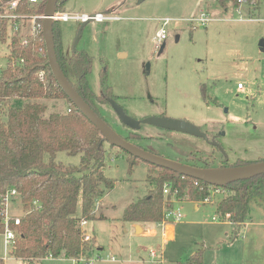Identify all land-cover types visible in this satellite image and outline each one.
Listing matches in <instances>:
<instances>
[{
    "label": "rangeland",
    "instance_id": "1",
    "mask_svg": "<svg viewBox=\"0 0 264 264\" xmlns=\"http://www.w3.org/2000/svg\"><path fill=\"white\" fill-rule=\"evenodd\" d=\"M101 3L112 6L98 8ZM250 9L236 1L222 8L215 0H64L57 12L110 13L117 18L87 23L75 45L76 52L92 58L86 81L95 95L103 88L99 78L103 70L111 99L127 116L186 121L208 140H215L220 149L201 138L152 125L142 124L138 131H131L118 121L106 100L94 101L99 115L118 135L125 138L136 133L135 144L164 158L189 161L196 167L207 163L230 167L238 162L264 161V51L260 50L264 22L248 20L264 18V0ZM202 14L211 19L205 27L189 21ZM163 19L170 20L167 37L156 49L154 37ZM55 22L62 50L70 55L81 22ZM9 32L10 28L5 42L0 41V72L6 67ZM47 104L50 112L68 107L61 98ZM102 148L104 175L114 181V187L96 202L93 218L84 227L92 238L88 248L96 244L94 252L102 257L97 264H185L198 250L201 264H264V178L258 180L260 197L252 200L249 219L238 237L233 236L228 220L216 213V203L226 195L224 190L209 203L197 202L196 210L191 201L173 205L182 218L173 222V238L168 240L156 224L147 225L138 234L131 223L122 220L125 208L155 187L147 178L156 177L158 171L136 158L131 166L133 158L106 142ZM56 160L78 166L80 156L58 153ZM8 213L21 215L17 198L10 200ZM6 251L0 235V264H32ZM36 264L72 262L60 256Z\"/></svg>",
    "mask_w": 264,
    "mask_h": 264
},
{
    "label": "trees",
    "instance_id": "2",
    "mask_svg": "<svg viewBox=\"0 0 264 264\" xmlns=\"http://www.w3.org/2000/svg\"><path fill=\"white\" fill-rule=\"evenodd\" d=\"M9 1L0 0L1 42H5L7 36V21L2 16L7 12ZM16 1V15L25 18L24 32L21 35L9 32L6 67L0 72V201L8 190L15 189L21 208L19 234L8 254L32 264L60 256L78 258L88 250V243L82 242L81 221L93 218L96 202L113 189L114 181L104 175L102 136L71 104L54 80L47 63L42 32L34 37L29 33L30 24L25 21L43 15L46 0H37L35 4L28 0ZM215 1L226 8L227 2L236 0ZM63 2L58 1L57 10ZM53 37L62 71L77 93L99 115L94 101L104 103L112 98L109 87L105 86L104 71L99 73L103 86L101 94L95 95L86 81L92 58L84 52L75 51L70 55L63 52L57 22L53 24ZM23 39L28 41L27 46L22 44ZM20 59L23 63L15 67L10 65L11 60ZM41 70L45 71L43 81L38 77ZM60 98L67 101V109L48 111L47 102ZM137 138L136 133L125 137L133 144ZM58 153L80 156L79 165L63 164L56 160ZM127 155L129 159L133 158ZM130 161L132 166L135 159ZM239 165L244 163L238 162L234 166ZM151 167L158 175H150L147 181L153 182L155 187L125 208L124 222L162 223L164 211L172 207L171 195L165 197L163 194L164 184L171 186V194L175 192L179 202L203 203L210 195L209 189L214 188L170 170ZM261 178L264 175L222 188L226 195L216 203V213L229 221L234 237L241 234L249 219L252 200L260 197L257 184ZM33 202L37 206H33ZM2 229L0 216V232ZM185 264H201L200 250Z\"/></svg>",
    "mask_w": 264,
    "mask_h": 264
},
{
    "label": "water",
    "instance_id": "3",
    "mask_svg": "<svg viewBox=\"0 0 264 264\" xmlns=\"http://www.w3.org/2000/svg\"><path fill=\"white\" fill-rule=\"evenodd\" d=\"M58 1L59 0H46L43 12L42 35L48 67L59 88L71 104L74 105V107L98 130L102 136L103 142H106L109 146L118 148L133 158L143 161L149 165L167 169L181 176L199 180L215 187L224 188L235 182L250 180L264 175V161L230 167H196L146 151L118 135L77 93L59 65L53 37V24L55 22L53 17L57 13ZM142 1L144 0H138L139 3ZM91 21L92 20H88L81 23L73 46V53L75 52V45L80 36L82 27ZM260 50L264 51L263 42L260 43ZM107 102L116 114L118 121L131 131H138L142 124H147L168 131L185 133L201 138L206 142L208 141L205 133L201 132L197 126L186 121L162 117H147L142 120H135L127 116L124 110L118 106L114 100L108 99ZM214 145L220 149L218 144L215 143ZM221 152L223 153L222 150Z\"/></svg>",
    "mask_w": 264,
    "mask_h": 264
},
{
    "label": "built area",
    "instance_id": "4",
    "mask_svg": "<svg viewBox=\"0 0 264 264\" xmlns=\"http://www.w3.org/2000/svg\"><path fill=\"white\" fill-rule=\"evenodd\" d=\"M261 0H236V2L238 3L239 6H246V7H254L255 5H257ZM29 3L31 4H35L37 3V0H28ZM17 9V1L16 0H11L7 3L6 5V14L4 16H2L6 21H7V27L10 28V33L12 35H21L24 32V28H23V21L25 20L24 17H19L18 15H16L15 10ZM42 19H43V15L40 16H32L30 18H28L26 22V24H30V29H29V33L34 37L37 33L42 32ZM53 19L55 21H61V22H68L70 20L76 21V22H86L88 20H92L93 22H104V21H108V20H114L115 18L108 15V14H94V15H79V14H65L64 12H57L56 15L53 17ZM210 18L207 14H202L198 19H193V20H189L190 22H195L197 24H199L202 27H205L207 25V23L210 22ZM253 21H263L264 22V18L262 19H252ZM161 25L159 30L156 32L155 34V48L156 49H160L162 43L164 40H166V27L168 26L170 20L168 19H163L161 20ZM22 44L24 46L28 45V41L23 39L22 40ZM23 63V60L20 59L19 61L16 60H11L10 65L12 67H15L17 64H21ZM44 71L41 70L38 73V77L40 78V80H44ZM239 87H241V85L239 84ZM224 189L220 188V187H215L214 188H210L209 192L210 195L208 198H206L203 203H209L212 201V198L218 196L221 194V192H223ZM163 194L165 197L171 195V204L172 207L168 208L164 211V219L162 224H169V223H173V222H178L180 221V219L182 218V214L180 212V210H175L173 208V203L177 202V200L175 199V192H173V194H171V186L164 184L163 186ZM13 198H19V194L17 192V190L15 189H11L8 190L4 196L2 197L1 201H0V216L2 218V225H3V229L0 232V235L2 236L3 239V243L6 247V252L9 251L10 247L14 244V242H16L17 237H18V226L20 225V216H11L8 213V208H9V202L11 199ZM33 206H37L36 202H33ZM213 220H215V218H213ZM87 224V222L85 220L81 221V231H82V242L83 243H88L90 244L91 241V236H89L88 234H86L84 227ZM166 237V236H165ZM88 251L83 253L80 257L78 258H66V259H70L72 264H97L98 262H100V260H102V257L99 256V254H94L92 255L93 257L89 256ZM151 258H154L155 254L153 252L150 253ZM107 259L110 260L111 262L114 261L113 257L107 256ZM158 261V260H157ZM158 264H162V261H158Z\"/></svg>",
    "mask_w": 264,
    "mask_h": 264
},
{
    "label": "crops",
    "instance_id": "5",
    "mask_svg": "<svg viewBox=\"0 0 264 264\" xmlns=\"http://www.w3.org/2000/svg\"><path fill=\"white\" fill-rule=\"evenodd\" d=\"M110 6H112V5H110V4H99L98 5V8H102V9H105V8H110ZM241 8V7H240ZM249 8V7H248ZM250 9V8H249ZM109 10H111V9H109ZM251 10V9H250ZM101 14V13H100ZM108 15H110V13H107ZM110 16H112V17H114L115 19H117L115 16H113V15H110ZM248 20H250V21H253L252 19H248ZM108 21H111V20H108ZM97 23H102V22H97ZM156 34V33H155ZM119 55H125V54H122V53H120ZM239 86V84L237 85V87ZM239 88V87H238ZM179 201H177V202H174L173 203V205H175L176 203H178ZM203 204H206V203H203ZM194 209L196 210V209H198V205L194 202ZM104 218V215H100L99 216V218ZM213 220V219H212ZM86 222H88V221H86ZM229 222V221H228ZM88 224V223H87ZM86 224V225H87ZM149 224H152V223H145V222H143V223H131V225H132V228H133V230H136V233H138V234H142L144 231H145V228H146V226L147 225H149ZM154 224V223H153ZM85 225V226H86ZM157 226H160L161 228H162V235H163V237L164 238H166V239H168V240H170V239H172L173 238V233H174V226H173V223H167V224H162V223H160V224H156ZM85 230V229H84ZM166 236V237H165ZM96 244H94L93 243V245H91L90 246V248H88V254H89V256H91V254H93L94 255V251H96ZM98 250H100L101 248L100 247H98L97 248ZM93 250V251H92ZM95 254H99L98 253V251L95 253Z\"/></svg>",
    "mask_w": 264,
    "mask_h": 264
},
{
    "label": "flooded vegetation",
    "instance_id": "6",
    "mask_svg": "<svg viewBox=\"0 0 264 264\" xmlns=\"http://www.w3.org/2000/svg\"><path fill=\"white\" fill-rule=\"evenodd\" d=\"M214 143H216L215 140H208V141H207V144L210 145V146L213 147V148H215V147H214ZM183 163H185V162H183ZM226 163H227V162H226ZM185 164H189V165H190L189 161H187ZM207 165H209V164L207 163V164L204 165V166H207ZM209 166H210V165H209ZM227 167H228V166H227Z\"/></svg>",
    "mask_w": 264,
    "mask_h": 264
},
{
    "label": "bare ground",
    "instance_id": "7",
    "mask_svg": "<svg viewBox=\"0 0 264 264\" xmlns=\"http://www.w3.org/2000/svg\"><path fill=\"white\" fill-rule=\"evenodd\" d=\"M239 87V86H238ZM240 88V87H239Z\"/></svg>",
    "mask_w": 264,
    "mask_h": 264
}]
</instances>
